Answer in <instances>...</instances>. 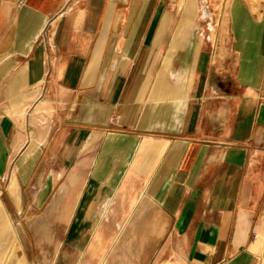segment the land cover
Wrapping results in <instances>:
<instances>
[{"label": "crops", "instance_id": "crops-1", "mask_svg": "<svg viewBox=\"0 0 264 264\" xmlns=\"http://www.w3.org/2000/svg\"><path fill=\"white\" fill-rule=\"evenodd\" d=\"M20 1L0 0V182L54 192L36 244L56 264H264V0L231 2L229 61L203 0Z\"/></svg>", "mask_w": 264, "mask_h": 264}, {"label": "rangeland", "instance_id": "rangeland-1", "mask_svg": "<svg viewBox=\"0 0 264 264\" xmlns=\"http://www.w3.org/2000/svg\"><path fill=\"white\" fill-rule=\"evenodd\" d=\"M205 1V0H203ZM233 0H220V21H211L210 19L200 20V31L203 33L207 42V36H212L215 31H220V59L229 61L232 57L221 52L229 51L233 47L231 30L233 23L229 21L230 4ZM212 11L211 0L203 2L201 13L204 9ZM209 25V26H208ZM212 29V32L208 31ZM213 41L211 37L210 42ZM16 167H12L14 170ZM10 181L0 182V209L3 211V221L9 224L8 239L0 240V264H15L20 261L22 264H56L53 257L56 254V246L37 245L36 235L34 234V225H52L53 230L47 233L43 231V236L57 237V215L53 210L54 192L48 198H39L36 196L41 187L37 182H31L23 186L21 181H16L20 194V201L17 202L15 196L10 192ZM1 225V224H0ZM13 230H15L13 232ZM42 236V237H43Z\"/></svg>", "mask_w": 264, "mask_h": 264}, {"label": "built area", "instance_id": "built-area-1", "mask_svg": "<svg viewBox=\"0 0 264 264\" xmlns=\"http://www.w3.org/2000/svg\"><path fill=\"white\" fill-rule=\"evenodd\" d=\"M203 2H206V0L205 1H203ZM21 4H23V0L22 1H20V5ZM201 17H202V19H210V16H209V12H208V10L205 8L204 10H203V12H202V14H201ZM211 20V19H210ZM209 26V25H208ZM208 31H210V33L212 32V29H209L208 28ZM207 40L208 41H210L211 40V35L210 36H207Z\"/></svg>", "mask_w": 264, "mask_h": 264}]
</instances>
